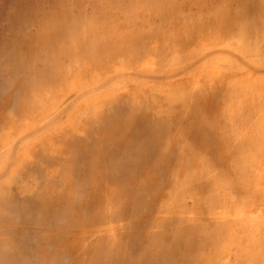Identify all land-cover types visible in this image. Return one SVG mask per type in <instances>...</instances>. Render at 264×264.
<instances>
[{
	"label": "bare ground",
	"instance_id": "1",
	"mask_svg": "<svg viewBox=\"0 0 264 264\" xmlns=\"http://www.w3.org/2000/svg\"><path fill=\"white\" fill-rule=\"evenodd\" d=\"M261 209L264 0H0V264H264Z\"/></svg>",
	"mask_w": 264,
	"mask_h": 264
},
{
	"label": "rangeland",
	"instance_id": "2",
	"mask_svg": "<svg viewBox=\"0 0 264 264\" xmlns=\"http://www.w3.org/2000/svg\"><path fill=\"white\" fill-rule=\"evenodd\" d=\"M238 37H236L235 39H233V41H231L232 43H236V44H241V41H240V39H237ZM237 39V40H236ZM210 40H212V38H210ZM241 145H243V143H241ZM260 175L261 176H252V177H246V176H244V179H251V180H258V179H261V177L263 176V174L262 173H260ZM243 178V177H242ZM5 191V190H4ZM3 191V192H4ZM261 193V192H260ZM261 210H264V209H261ZM249 216H251L252 217V219H255L256 221L255 222H258L259 224H260V226H254L255 228H261L262 230L264 229V216H263V213H262V216H261V218L259 219V215H257L256 213H253V214H250ZM189 217L191 218L192 216L189 214ZM255 222H253V221H249V223L251 224V225H253ZM250 224H247L246 223V231L248 232V233H250L251 235H252V229H251V225ZM189 225H191V226H194V227H196L197 228V232L199 233V234H202V228L199 226L200 224L197 222V224H196V222L194 221V222H191V223H189ZM204 227V226H203ZM259 234V233H258ZM256 235V234H255ZM251 237V236H250ZM253 237H258L257 235L256 236H253Z\"/></svg>",
	"mask_w": 264,
	"mask_h": 264
}]
</instances>
